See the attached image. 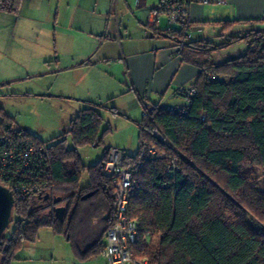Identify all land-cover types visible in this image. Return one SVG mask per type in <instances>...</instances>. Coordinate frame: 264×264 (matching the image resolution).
<instances>
[{
	"label": "trees",
	"instance_id": "16d2710c",
	"mask_svg": "<svg viewBox=\"0 0 264 264\" xmlns=\"http://www.w3.org/2000/svg\"><path fill=\"white\" fill-rule=\"evenodd\" d=\"M22 1L0 0V10L16 14ZM231 26L227 22L224 31ZM168 33L184 41L183 30ZM241 43L246 48L238 56L213 61L215 52ZM180 55L200 69L188 113L146 104L139 150L125 155V164L135 165L129 216L138 222V239L132 258L151 264H264V188L256 175L257 168L264 169V25L220 43L185 42ZM0 116V132H16L42 148L49 165L41 198L15 196L0 264H14L41 227L65 235L78 260L98 257L113 224V187L102 170L110 150L87 168L78 148L101 142L108 131L99 109L81 110L66 133L48 141L15 126L1 107ZM153 146L155 156L148 152ZM173 158L179 170L170 175ZM85 170L89 182L81 185ZM58 197L66 204L64 221L47 205ZM95 220L101 227L91 233L88 225Z\"/></svg>",
	"mask_w": 264,
	"mask_h": 264
},
{
	"label": "crops",
	"instance_id": "0c3cea01",
	"mask_svg": "<svg viewBox=\"0 0 264 264\" xmlns=\"http://www.w3.org/2000/svg\"><path fill=\"white\" fill-rule=\"evenodd\" d=\"M157 4L158 0H23L16 14L0 10V70L5 66L6 71H12L0 75V95L4 86L11 85L12 94L77 103L79 109L72 114L71 122L81 110L91 106L99 109L102 118L103 111L116 114L120 111L118 99H126L129 108L120 112L138 127L140 146L139 124L144 106L187 104L180 89L194 85L200 74L198 67L183 61L178 51L182 41L168 33L171 29L166 17H161L156 26H149L151 11ZM121 13L133 16L136 34L130 24L122 26ZM190 19L193 43H220L228 35L263 26L264 0L194 3ZM227 22L232 24L229 32L224 31ZM207 24L217 29L214 35H206ZM233 47L215 52L213 61L225 62L241 54L246 46L241 43L225 57L220 56L227 60L216 61L218 54ZM43 67L45 70L41 71ZM52 74H74L76 81L95 74L94 86L91 93L78 94L71 85L57 86L47 81ZM22 83H26L22 90L13 87ZM102 142L94 144L99 146ZM113 148L119 149L108 147L105 151ZM120 150L129 154L127 149ZM32 245L27 246L28 251L34 250L35 241ZM62 251V255L55 251L51 264H107L101 254L78 260L69 242Z\"/></svg>",
	"mask_w": 264,
	"mask_h": 264
},
{
	"label": "built area",
	"instance_id": "2783aa9c",
	"mask_svg": "<svg viewBox=\"0 0 264 264\" xmlns=\"http://www.w3.org/2000/svg\"><path fill=\"white\" fill-rule=\"evenodd\" d=\"M214 0H158L152 9L149 26L154 27L161 16L167 18L170 29L183 30L184 41L193 39V23L190 19V7L194 3L207 5ZM180 42L178 51L181 52L185 42ZM205 75L210 76L207 71ZM187 104L172 105L167 108L187 114V106L191 98L196 95L195 86L181 88ZM145 112V111H144ZM153 134L160 140H165L159 129ZM152 156L157 155L155 147L148 150ZM104 175L113 187L114 212L113 224L106 231L104 248L101 252L107 264H151L148 259L135 260L132 258L131 247L138 239V222L129 216V205L133 192L135 165L125 164L124 151L113 148L108 160L102 166ZM179 170V160L172 159L168 172L170 175ZM49 165L42 154V148L33 145L29 140L17 136L16 132L9 135L0 132V183L8 187L14 196L20 198H34L43 191V180L48 178Z\"/></svg>",
	"mask_w": 264,
	"mask_h": 264
},
{
	"label": "rangeland",
	"instance_id": "374dc122",
	"mask_svg": "<svg viewBox=\"0 0 264 264\" xmlns=\"http://www.w3.org/2000/svg\"><path fill=\"white\" fill-rule=\"evenodd\" d=\"M165 17V16H161ZM160 17V18H161ZM120 23L131 25L136 29V22H133L134 18L132 15L120 14ZM119 19V20H120ZM129 19V22L127 21ZM116 22V21H115ZM216 28L212 25H206V35H214ZM136 34V32H135ZM239 45V44H238ZM238 45L231 48L230 50L220 53L216 56V61H225L226 58H220V56H226L225 54L238 48ZM246 47L243 49L245 50ZM229 57V56H228ZM221 59V60H219ZM2 73L8 74L12 71H6L5 66ZM45 70V67L41 68ZM15 71V70H14ZM19 73L21 70H19ZM52 74L47 81H51L55 85H71V88L75 89L78 94L81 92L89 91L91 93L93 89V80L95 74H89L88 78L82 81H76L74 74ZM93 76V77H92ZM102 80L105 82L104 76ZM26 86V83L16 84L13 87L22 90ZM2 88V87H0ZM6 89H1L3 95H0V107L6 116L10 117L14 122L15 126L26 129L33 134L37 135L42 140L48 141L63 135L65 130H69L72 119V114L75 113L76 109H79L76 104L71 105L67 100L60 99L57 101H47L43 99H37L32 96H24L19 94L11 93V85L4 86ZM9 90V91H7ZM7 91V92H6ZM125 98V97H124ZM120 100V101H119ZM126 99H118L119 110L129 108V103ZM116 114L112 111H103V127L108 128L103 135V142L97 146L95 144L85 145L78 148L79 154L82 159V163L88 168L91 165L96 164L104 155L105 149L108 147H118L119 149H127L129 154L135 155L139 149V129L134 122L131 123L122 112ZM135 115V114H134ZM74 117V116H73ZM1 120V116H0ZM129 124H132L129 125ZM65 129V130H64ZM69 146H72L71 140H69ZM256 175L259 177V186L261 189L264 188V169H256ZM89 182L88 171L85 170L82 174L81 185H86ZM61 205L66 206L65 203ZM92 224V225H91ZM101 224L97 220L89 223L88 231L94 232L99 230ZM13 225L7 229L5 236H9ZM67 238L65 235L55 232L50 227H41L37 234L35 241L34 250L28 251L27 246H33L32 242L25 244L19 251L18 259L14 261L15 264H51L52 257L55 255H62V248L64 244H67Z\"/></svg>",
	"mask_w": 264,
	"mask_h": 264
},
{
	"label": "water",
	"instance_id": "95a60500",
	"mask_svg": "<svg viewBox=\"0 0 264 264\" xmlns=\"http://www.w3.org/2000/svg\"><path fill=\"white\" fill-rule=\"evenodd\" d=\"M92 195V193L86 194L85 198ZM38 198L42 197V194L37 195ZM50 195L44 196L45 200H48ZM15 196L13 192L6 186L0 183V246L3 243V237L7 229L9 228L12 220V213L15 206ZM62 198L58 197L54 199L55 204L61 203ZM56 217L60 221H64L67 215V208L63 205H56L53 208Z\"/></svg>",
	"mask_w": 264,
	"mask_h": 264
},
{
	"label": "flooded vegetation",
	"instance_id": "af4514ba",
	"mask_svg": "<svg viewBox=\"0 0 264 264\" xmlns=\"http://www.w3.org/2000/svg\"><path fill=\"white\" fill-rule=\"evenodd\" d=\"M54 199H55V198H51L50 200H52V201L49 200V203H47L48 207L50 208L49 210H51L52 207H55L56 205H61V204H62V201H61V203H59V204H55V203H54Z\"/></svg>",
	"mask_w": 264,
	"mask_h": 264
}]
</instances>
